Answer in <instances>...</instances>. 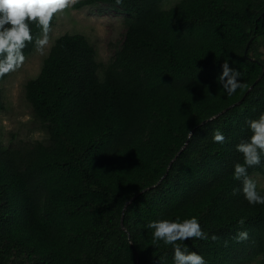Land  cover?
Instances as JSON below:
<instances>
[{"label":"trees","instance_id":"trees-1","mask_svg":"<svg viewBox=\"0 0 264 264\" xmlns=\"http://www.w3.org/2000/svg\"><path fill=\"white\" fill-rule=\"evenodd\" d=\"M163 1L73 3L123 11L125 38L100 74L89 39L65 33L25 83L48 140L0 147V264H174L146 225L192 216L209 238L181 244L205 264H264V204H249L233 177L247 121L264 113V0ZM28 23L25 57L43 32ZM225 61L243 85L231 95L218 80ZM240 231L248 239L237 242Z\"/></svg>","mask_w":264,"mask_h":264},{"label":"clouds","instance_id":"clouds-1","mask_svg":"<svg viewBox=\"0 0 264 264\" xmlns=\"http://www.w3.org/2000/svg\"><path fill=\"white\" fill-rule=\"evenodd\" d=\"M69 2L70 0H0V76L18 69L23 64V49L33 41L28 22H35L42 28L45 35L36 39L37 49H42L48 43L46 34L53 13L64 9ZM75 2L76 0H71V3ZM115 2L119 5L123 0ZM240 75L227 61L223 63L222 74L218 80L229 95L235 93L237 88L243 87L239 81ZM247 123L251 136L236 145V150L242 154L243 163L234 164L233 177L241 182V191L249 204H264V194L257 190V182L248 175V169L260 165L264 156V113ZM213 141L224 143L225 137L220 130H214ZM235 191L234 189V194ZM239 223L243 225L244 220L241 219ZM146 227L152 230L153 245L162 241L165 245L172 246L174 264H205L202 255L181 244L190 239L209 238L202 230L197 217L159 219L150 221ZM211 239L216 241L219 237L212 235ZM235 239L237 242L248 239L247 231L238 232ZM160 264H163V260Z\"/></svg>","mask_w":264,"mask_h":264},{"label":"rangeland","instance_id":"rangeland-1","mask_svg":"<svg viewBox=\"0 0 264 264\" xmlns=\"http://www.w3.org/2000/svg\"><path fill=\"white\" fill-rule=\"evenodd\" d=\"M178 0H164L162 6L169 8ZM69 4L56 12L57 19L47 32L48 43L25 57L23 64L11 71L0 85V97L4 108L0 110V147L16 148L37 140L47 141L48 134L36 118L33 107L25 95V83L38 75L44 58L57 37L65 33L84 34L96 49V59L101 74L111 62L117 49L122 46L127 30V15L106 3L74 9ZM44 32L39 38H43ZM257 187L264 188V172L250 176ZM250 264H257L255 262Z\"/></svg>","mask_w":264,"mask_h":264},{"label":"water","instance_id":"water-1","mask_svg":"<svg viewBox=\"0 0 264 264\" xmlns=\"http://www.w3.org/2000/svg\"><path fill=\"white\" fill-rule=\"evenodd\" d=\"M247 50V49H246ZM263 74H264V71H263ZM262 78V75L256 80V82L253 84V85H251L249 88H248V90L246 91V93L244 94V96L242 97V99H240L239 101H237L236 103H233L232 105H230L229 107H227L226 109H224L223 111H221L220 113H218L216 116H218V115H220V114H222V113H224V112H226V111H228L229 109H231L232 107H234V106H236V105H238V104H240L245 98H246V96H247V94L252 90V88L255 86V84L260 80ZM215 116V117H216ZM210 119H212V118H210ZM209 119V120H210ZM208 120H205L203 123H206ZM165 177V176H164ZM163 177V178H164ZM162 178V179H163ZM149 188H147V189H144L143 191H141L140 193H142V192H144V191H146V190H148ZM140 193H138V194H136L127 204H129V203H131V201H133ZM127 204H126V206H127ZM121 224H122V227L125 229V227H124V223H123V217H122V219H121Z\"/></svg>","mask_w":264,"mask_h":264}]
</instances>
